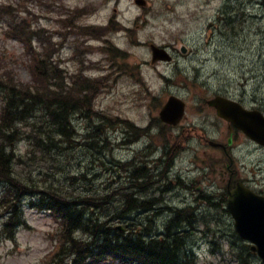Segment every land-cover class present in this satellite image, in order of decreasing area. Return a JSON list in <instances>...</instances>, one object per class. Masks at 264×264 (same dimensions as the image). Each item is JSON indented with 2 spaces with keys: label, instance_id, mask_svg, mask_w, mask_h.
Returning a JSON list of instances; mask_svg holds the SVG:
<instances>
[{
  "label": "rangeland",
  "instance_id": "1",
  "mask_svg": "<svg viewBox=\"0 0 264 264\" xmlns=\"http://www.w3.org/2000/svg\"><path fill=\"white\" fill-rule=\"evenodd\" d=\"M146 1L147 5L141 8L133 0H0V4L14 5L21 11L15 12L14 17L11 14L0 16V73L6 78L11 77L18 85L26 86L31 81L28 69L31 50L19 39L10 37V28L15 25L12 18H26L31 29H42L44 34L52 32V40L58 42L63 35L57 32L62 23L59 20L68 16L67 20L76 26V30L71 28L76 35L66 37L52 54L58 69H61L62 82L75 83L84 80L85 76L102 78L95 81L99 88L93 92L94 109L108 116L128 119L138 126L152 127L151 133H158L163 126L157 113L167 96L175 94L184 99L186 118L182 126L189 137V168L193 173L189 176H198L202 169L216 167L221 156L209 147H205L203 153L201 149L204 147L194 131L198 129V134L200 130L210 138L219 135L225 138L227 135L223 128L225 123L217 120L215 114L203 106V99L215 92H223L241 99L246 106L253 104L264 110V2ZM209 21L217 25L210 40L207 38ZM91 26L103 29L93 34L85 33L83 28ZM118 29L124 31H116ZM41 33L40 36L39 33L33 37L31 35L35 33L30 35L34 38L32 48L36 52L40 50V40H45ZM150 42L171 45L180 57L172 64H151ZM104 44L116 52L102 50ZM182 45L188 48L189 55L181 54L179 48ZM139 76L145 85L140 86L133 81ZM36 109L33 119L28 117L27 122L19 123L21 139L14 148L22 159H16L13 164L16 176L33 188V183L38 187L43 184L59 186L73 196L79 192H104L105 181L116 175L113 171L104 172L98 160H105L106 166L111 163L114 167L124 155V151L116 145L121 124L118 122L103 130L105 135L114 139L110 151H105L106 148L85 150L81 147L85 134L89 138L88 133L96 127L92 118L77 113L71 117V135L75 140L71 146L61 149L56 145L44 151L33 146L30 152L27 149L32 142L31 134L44 130V124L47 128L43 110ZM161 132L166 135L170 130L162 128ZM196 138L198 150H193ZM235 155L234 167L241 175L248 176L254 186L264 188V152L242 142L237 146ZM85 172L90 178L82 180L79 175ZM211 175L212 181L221 180L217 170ZM8 184V180H0V193ZM198 184L205 187V183L196 182L194 188ZM206 186L207 190L215 191L214 183ZM31 188H27V193L21 198L25 224L15 229L13 239L1 232L4 216H0V264H43L59 240L57 223L50 211L29 204L31 198L38 197V193ZM216 198L220 201L216 206H199L193 229L185 228L190 235L184 241L198 264H237L231 251L236 252L240 243L234 234L231 219L223 209L221 196ZM187 201L192 206L196 205L192 196ZM114 204L113 201L110 203L112 207ZM103 208L104 212L110 211L108 206ZM1 212L3 209L0 207ZM150 215H128L116 219L113 225L128 222L144 225ZM167 218L166 213L152 215L158 233L162 232ZM77 234L84 236L81 232ZM253 263L262 264L257 258Z\"/></svg>",
  "mask_w": 264,
  "mask_h": 264
},
{
  "label": "trees",
  "instance_id": "2",
  "mask_svg": "<svg viewBox=\"0 0 264 264\" xmlns=\"http://www.w3.org/2000/svg\"><path fill=\"white\" fill-rule=\"evenodd\" d=\"M24 10L28 13L26 8ZM15 12L21 11L14 5L0 4V16L11 14L14 17ZM20 18H12L11 21H14L15 25L10 28V33L31 48L34 39L31 37L38 33L40 36L42 29H31L27 19ZM60 22L64 28L74 25L67 17L62 18ZM83 29L85 33L93 34L103 27L91 26L89 29ZM47 37L48 44H38L40 51L31 50L29 65L32 84L18 85L11 77L6 78L0 73V94L3 101L0 110V178L8 180V186L15 192L12 197L6 196L7 198L1 202L11 213L4 223V230L9 235H12L13 227L21 219L19 212L21 194L29 187L33 188L27 181L22 182L13 170L16 156L11 146L20 137L19 123L26 121L28 117L33 119V113L38 110L36 108L43 110L47 119V128L44 125V129L49 141L41 142L37 133H32L29 150L32 149V145L41 151L56 145L65 149L66 145L71 146L75 141L71 135L73 132L71 117L81 113L89 119L92 118L96 127V130L88 133L89 138H86L87 141H84L81 147L93 151L94 147L99 150L107 147V142H104L106 140L100 133L104 127L114 125L118 121L116 117L110 118L94 110L93 92L99 88L94 80L84 79L75 82L71 87L58 82L61 71L55 67L56 62L52 58L57 47L51 41L50 33ZM86 175L85 172L79 177L85 180L88 178ZM132 176L134 179L137 177ZM33 185L35 192L39 193L41 205L53 213L59 225V243L46 264H198L184 241V238L190 235L187 229L189 227L193 229L194 215L191 211H177L171 214L160 233L152 234L150 228L134 222L122 225L124 230H119L117 225H113L116 219L143 213L141 204L153 206L151 201L153 199L154 205L157 206L159 198H149V195L139 197L135 192L123 191L120 186H113L108 192H79L73 196L59 186L43 184L38 187L35 183ZM7 192L11 195L9 188ZM112 201L115 203L113 207L110 205ZM103 206H108L110 211L104 212ZM131 207L137 208L136 212H130ZM152 212L161 215L160 208H154ZM149 218L151 217H147V220ZM183 224L187 225V229ZM77 232L84 236H79ZM231 252L237 264H252L248 259V256H251L249 248L240 245L236 252Z\"/></svg>",
  "mask_w": 264,
  "mask_h": 264
},
{
  "label": "flooded vegetation",
  "instance_id": "3",
  "mask_svg": "<svg viewBox=\"0 0 264 264\" xmlns=\"http://www.w3.org/2000/svg\"><path fill=\"white\" fill-rule=\"evenodd\" d=\"M215 27L216 25H213L212 29ZM166 47L172 56L169 63L175 62L177 57H179L177 51L172 46ZM239 101L241 102V100ZM203 106L211 110L213 114L216 113L213 107L206 104H203ZM248 108L258 109L264 114V110L259 106L251 104ZM216 118L225 123L223 126L227 134L225 138L220 135L216 138H210L209 135H204V132L200 130L198 134V129L194 131V134L197 138L199 137V142L204 147L201 149L203 153L206 151L205 147H209L215 149L221 156V160L215 167L221 179L214 183L216 185L215 192H208L207 184L205 183L211 181L210 172L211 170L213 171L212 168L208 172L198 173V176H189L193 175V173L189 168V137L182 126L184 119L175 127L167 128L170 132L158 146L150 143L151 140L147 137L135 138L133 136L134 133L131 131L122 133L121 147L124 150V155L117 160L120 173L118 177L120 188L126 192H133L134 188L131 185H134L137 191L147 192L152 196L157 192L158 198L163 202L160 205L172 213L196 209V206L187 203V199L190 196L193 197L198 205H208L216 193L224 196L226 192L233 189L236 185H244L256 194L264 196L263 187L252 185L251 180L247 176L241 175L237 168L234 167L235 150H237V146L240 143L251 144L255 149L262 152H264V146L248 138L241 130L233 127L228 121L219 116H216ZM216 131L218 132V130ZM197 138L195 141L196 147L193 150H198ZM229 138L230 143L228 142ZM156 140L157 138L154 139V141ZM126 171H129L127 175H125ZM131 175H137V179L130 178L129 176ZM196 182L205 183V187L198 184L194 188ZM136 194L138 193L136 192ZM221 199L223 200L224 198ZM166 200L170 202H166Z\"/></svg>",
  "mask_w": 264,
  "mask_h": 264
},
{
  "label": "water",
  "instance_id": "4",
  "mask_svg": "<svg viewBox=\"0 0 264 264\" xmlns=\"http://www.w3.org/2000/svg\"><path fill=\"white\" fill-rule=\"evenodd\" d=\"M145 5L144 0H135ZM151 61L168 60L167 52L154 44H150ZM214 106L219 116L231 121L253 140L264 144V117L258 111L245 110L239 103L217 95L207 101ZM184 112V102L170 95L159 110V117L168 124H176ZM227 206L234 219L237 233L252 243L264 264V199L245 188L237 187L229 192Z\"/></svg>",
  "mask_w": 264,
  "mask_h": 264
},
{
  "label": "bare ground",
  "instance_id": "5",
  "mask_svg": "<svg viewBox=\"0 0 264 264\" xmlns=\"http://www.w3.org/2000/svg\"><path fill=\"white\" fill-rule=\"evenodd\" d=\"M135 135H137V133H134V135L133 136H135ZM37 136H38V138H40V140H41V142H43V141H49L48 140V137H47V132H46V130L44 129V130H40L38 133H37ZM43 140V141H42ZM94 150L95 151H99V149L97 148V147H94ZM19 159H22L21 158V156L19 155L18 156V160ZM158 173V172H157ZM135 180V179H134ZM132 186V188H134L133 189V191L134 192H137L139 195V197H143L144 196V192H141V191H137V189H136V186H134V185H131ZM141 208L143 209V213H146L147 215L149 214V213H151L153 216H156L157 214H158V212H152V210L154 209V208H152V206L151 205H147V206H144V204H141ZM128 209V208H127ZM136 210H137V208H135V207H131V208H129V211L130 212H136ZM152 215H150V216H147V217H151V218H149L148 220L146 219L145 220V227L146 228H150L153 232H155V233H158V231H157V224H155L154 223V220L152 219ZM147 233L149 232V231H146ZM248 259L250 260V262H252V264H254L253 263V261H255V258L254 257H249L248 256Z\"/></svg>",
  "mask_w": 264,
  "mask_h": 264
}]
</instances>
